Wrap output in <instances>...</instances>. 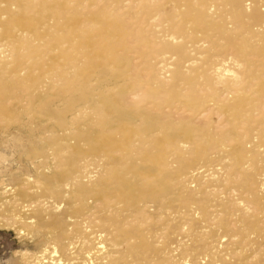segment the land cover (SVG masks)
<instances>
[{
	"label": "bare ground",
	"instance_id": "1",
	"mask_svg": "<svg viewBox=\"0 0 264 264\" xmlns=\"http://www.w3.org/2000/svg\"><path fill=\"white\" fill-rule=\"evenodd\" d=\"M96 2L102 5L93 10ZM221 5L225 7L223 12ZM263 8L264 0H219V4L217 0H0V118L16 111V98L22 96L16 86L23 85V79L29 77L26 66H40L48 59L52 68L45 72L43 80L56 86L65 79H84L87 71L94 70L103 60L124 49L132 54L133 45L140 52L136 59L144 61V69L134 76L133 73L118 74L108 80L118 83L117 90L105 88L111 90L112 102H118L121 107L131 105V99L138 104L143 96L144 100L157 102L153 112L159 111V103L180 104L191 110L196 109L198 102L207 103L206 110L192 119V122L198 121L207 115L206 129L195 128L186 138L178 136L169 144L166 135L159 134L160 130L153 125L154 135L146 137L147 145L172 147L177 152L169 158L175 156L183 165L191 166L198 158L197 150L210 148L216 141L214 136L233 142L231 152L225 157L226 164L221 172L219 169L218 175H203L202 167L196 164L184 175L188 195L192 198L200 195L202 199L196 202L200 207L189 209L192 217H186L180 227L183 230L187 226V234L178 248H158L148 242L140 227L124 225L119 219L95 218L88 212L83 218L84 226L80 224V233L64 247L52 244L56 239L51 232L42 229L52 242L42 245L39 255L24 254L25 264H119L120 242L126 243V255L132 258L128 264H197V256L202 264H264V210L261 217L256 218L257 222L250 221L251 205H264V193L257 186L258 170L264 164L261 159L264 141L248 151L250 145L236 133L239 126L255 122L253 116L257 111L264 113ZM13 55L14 68L9 64ZM123 60L126 72L130 59ZM98 74L105 78L103 73ZM130 81L134 86H128ZM127 110L118 108V120L124 121L116 128H106L98 122L102 135L97 139L102 147L97 151L89 148L87 154L103 153L106 158H114L115 150L132 145L127 134L144 121ZM166 116L163 114V118ZM125 122L134 125L131 127ZM259 124L264 126V119ZM217 129L221 130L219 134ZM117 134L123 137L118 139ZM159 135L163 137L158 138ZM140 144L138 140L133 145ZM191 148L195 149L193 159L188 158ZM95 158V170L106 168L101 163L104 159ZM163 160L161 154L156 156V161ZM248 161L256 164L250 167V174L245 175ZM167 166L172 167V162ZM93 173L86 174L91 177ZM242 175H245L242 183L249 204L244 205V200L235 198L225 206L227 214L224 217L212 215L204 205L212 196L211 188L225 186ZM23 180L22 185L3 191L0 197L8 208L5 212L8 223L27 236L28 229L36 227L37 223L40 225V221L35 217L26 219V216L36 212L32 206L42 202L40 195L46 189L38 195L35 186L41 182L35 177ZM70 196L72 200H79L72 195H66L64 200L71 199ZM107 197L104 195L86 204L97 203L100 210H109L111 203ZM40 205L45 207L44 214L49 212L47 203ZM17 211L24 214H16ZM232 212L237 214L233 224L228 222ZM199 213L201 222L215 221V224L194 238L193 230L198 221L193 215ZM65 219L70 223L68 228L77 222L68 211ZM215 227L228 232L229 241L225 236L217 239ZM158 234H154V239L162 235ZM134 237L137 245L131 243ZM151 252L154 256L146 255Z\"/></svg>",
	"mask_w": 264,
	"mask_h": 264
},
{
	"label": "rangeland",
	"instance_id": "2",
	"mask_svg": "<svg viewBox=\"0 0 264 264\" xmlns=\"http://www.w3.org/2000/svg\"><path fill=\"white\" fill-rule=\"evenodd\" d=\"M217 2L219 4V0ZM84 4L81 6L84 7ZM96 5L97 7H94L93 10H97L102 2H96ZM220 9H222V12L225 11V7L222 5ZM130 50H132V54L127 52L129 49H124L114 57L103 60L94 70L87 71L84 79H72V81L65 79L66 82L62 81L63 83L60 82L56 86L50 85L47 80H43L45 72L52 68V63L48 59L40 66H26L29 77L23 79L25 83L21 84L22 87L16 86L19 89L18 93L22 95L17 94L20 99L17 97V101L16 98V111L0 118V194L17 186L21 177L30 180L35 177L42 183L35 186V189L37 188L38 195L45 192L40 195L42 197L40 201L44 205L47 203L46 206H48L49 212L44 214L45 207L40 205L41 203H37L39 205L36 204V207L32 206V209L36 210L37 213H32V216L29 214L26 219L35 217L40 221V225L37 223L36 227L29 228V232H27L29 235L24 236L11 223H8L7 214L5 213L8 208H5L0 202V264H25L24 254L28 256L39 255L42 245L52 242L49 241L48 235L43 233L42 229L46 233L51 232L56 239L53 240L52 244L58 245L59 243L62 247L66 246L67 241L71 243L72 239L80 233V224L82 223V227L84 226L83 222L85 220L83 218L85 219L88 212L93 214L95 218L119 219L124 225L140 227L148 242L158 248L162 246L178 248L181 242L185 240L187 226L183 230L180 227L186 217L192 215L189 209L200 207L196 202L200 201L202 196L198 195L192 198L188 195L185 190L186 180H183L184 175L195 164L202 167L201 171L205 172L203 175L206 173L218 175L226 164L225 157L226 154L231 152L233 142L221 141L217 136H214L216 141L210 148H199L200 150H197L198 158L194 165L185 166L179 158L176 159L175 156L172 159L169 158L177 152L176 149L147 145L146 137L154 135L155 130L153 128L157 126V129L160 130L159 134L166 135L167 142L173 144L175 138H178V136L181 139L186 138L195 128L206 129L207 115L201 117L198 121L192 122V119L206 110L207 103H196L195 110L183 107L180 104L168 106L159 103L161 108L158 112L152 111L153 105L157 102L155 103L151 99L144 100L143 96L139 99L138 104L130 99L128 101L132 103L131 105L121 107L115 101L110 102L108 106L96 104L97 100H101L104 95L107 96L108 100H111L109 95L112 93L111 90L101 89V80H97L100 77L98 73L104 74L103 82L108 87L117 90L118 83L116 80L113 82L108 81L109 79L116 77L118 74L124 76L127 73H133L132 76H134L144 69V61L136 59L140 53L136 46L132 45ZM133 50L136 53H133ZM125 57L126 60L130 59L129 65H127L129 69L126 72L123 70L124 60L122 61ZM11 58L9 64L14 68L16 62L13 63V61L16 59L14 55ZM117 58L119 59L117 60ZM129 84L128 86H134L132 81ZM21 90L23 93L20 92ZM118 108L131 110L133 114L144 121L127 134V138L132 145L128 144L115 150L112 153L114 158H106L103 153H99L97 156L81 153L80 149L98 146L94 138L102 135L99 125L110 122ZM129 110L127 111L129 112ZM165 113L167 116L163 118ZM255 114L257 115L253 114V119L256 123L241 125L236 130L237 135L243 139V142L250 145L247 147L248 151L253 146H258L260 141H264V126L259 124L264 119V113L257 111ZM148 118L153 119V121L147 120ZM11 120L13 121L11 122ZM99 121L100 124H98ZM125 123L131 126L134 125L130 122ZM153 125L154 127L149 129ZM220 132L221 130L217 129L216 133L219 134ZM162 135L157 137L162 138ZM255 135L256 138H254ZM117 137L120 139L123 135L117 134ZM138 140L141 141V144L133 145ZM191 149L189 150V159L194 157L195 149ZM158 154L164 156L163 161H156ZM95 157L104 159L101 163L104 166L106 165V168L101 167L99 172L98 169L95 170L96 166L93 163ZM261 159L264 161V156ZM170 162H172V167L169 168L167 165ZM72 163L74 164L73 175L71 173ZM255 164L254 161H248L245 165L246 169L244 168L245 175L250 174V167L253 168ZM219 169L220 172H218ZM86 173L93 174L87 178L88 174ZM245 175L236 178L237 180H233L225 186L216 185V187L211 188L213 191L212 196L208 197V201H204V205L208 207V211L212 215L224 217L227 214L225 213V206L227 207V204L229 205L230 202L236 199L244 200V205L249 204L248 194L242 183ZM72 176L80 180L86 178L83 180V184L88 183L91 189L100 190L108 195V201L111 203L110 209L100 210L97 203L90 206L86 204L84 196L79 197L80 201L78 198V201L72 200L71 196V199L68 197L69 200H64L62 191L64 192L66 189L55 185L53 178L72 179ZM119 178H122L125 182H119ZM257 178L259 191L264 193V164L259 167ZM69 183L72 186V180ZM193 185L195 184L193 183ZM76 187L79 188V186ZM44 189L46 190L42 191ZM82 189H84L83 186ZM22 191L25 192V188ZM50 191L52 194H49ZM1 200L3 201L0 197ZM251 208L250 214L254 217L252 218V215H250V221L255 223L257 222L256 218L261 217L264 205H251ZM67 211L71 212L72 216L77 219V222L72 223V227H69L70 230L68 231L70 223L65 219ZM16 214L24 213L17 211ZM236 215L234 212H232L233 217L229 214V217L232 218H228V222L233 224ZM47 217L48 219H45ZM193 218L198 221L193 230L194 236H192L194 238L200 236L202 231L208 230L206 228L209 225L214 226L215 224V221L201 222V213L193 215ZM34 228L35 230H33ZM215 229L217 239L225 236L224 239L229 241L230 235L228 232L218 227H215ZM159 232L162 237L159 236ZM155 233H159L158 239H154ZM131 243L138 244L136 237L131 240ZM120 244L119 255L117 256L119 264L131 263L132 258L126 255V243L120 242ZM146 255L154 256V253H146ZM197 258H199L197 264H202L200 257L197 256Z\"/></svg>",
	"mask_w": 264,
	"mask_h": 264
},
{
	"label": "crops",
	"instance_id": "3",
	"mask_svg": "<svg viewBox=\"0 0 264 264\" xmlns=\"http://www.w3.org/2000/svg\"><path fill=\"white\" fill-rule=\"evenodd\" d=\"M97 80H101L100 84L102 85V90H105V88L108 86L106 83L103 82L104 79L102 78H97ZM110 102H112L111 100H108L107 96H103L101 100H97L96 104H101V105H106L108 106L110 104ZM124 121L122 119H119L118 120V116H117V111H116V114L115 116L112 117L111 121L106 123H102L106 128L107 127H118L120 126V123ZM93 122V121H92ZM131 126V125H130ZM132 127V126H131ZM153 127H149V129H151ZM150 133V132H149ZM94 140L97 142V147H93L94 150H99L101 147V143L98 141L97 137L94 138ZM81 153H87L86 150L87 149H80ZM74 164L72 163V167H71V173L73 175V172H74ZM88 178V176H87ZM24 178L21 177L19 180V184L15 187H18L20 185L23 184ZM86 179V178H83V179H75L73 176H72V179H65V178H60V177H56V178H53L54 180V184L55 185H58L60 187H63L65 188L66 190L63 192L62 191V197L64 199V197H66V195H72V196H76V197H81V196H84L85 197V202L86 201H89V200H96L98 199L99 197L101 196H104L106 194H104L103 192H101L100 190H93L89 187V184L86 183V184H83L82 182H84L83 180ZM72 180V186L70 185L69 181ZM119 182H125L122 178H119ZM76 186H79V188H77ZM82 186L84 187V189H82ZM13 187V188H15ZM81 189V190H80ZM50 194H52V192L50 191L49 192ZM1 195V194H0ZM2 204L3 202L0 201ZM4 206V204H3ZM6 208V206H4Z\"/></svg>",
	"mask_w": 264,
	"mask_h": 264
}]
</instances>
